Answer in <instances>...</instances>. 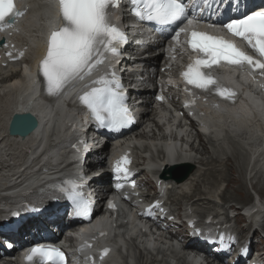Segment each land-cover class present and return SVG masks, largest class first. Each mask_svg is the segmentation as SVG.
Wrapping results in <instances>:
<instances>
[{"label":"snow or ice","instance_id":"obj_1","mask_svg":"<svg viewBox=\"0 0 264 264\" xmlns=\"http://www.w3.org/2000/svg\"><path fill=\"white\" fill-rule=\"evenodd\" d=\"M121 2L122 0H58L63 23L50 33L46 55L40 61V72L49 95H59L71 81L83 79L85 74L103 63L106 52L120 55V48L127 37L113 22L119 20V17L112 16V9L118 8ZM128 3L132 15L141 21L158 25L175 24L187 15L183 0H128ZM22 15L15 6V0H0V31L12 27L15 17ZM225 27L230 33L246 41L260 57H264V12H254L242 19H233ZM184 31V28H180L176 35L179 36ZM188 43L196 56L189 61L181 76L187 85L195 89L215 91L226 99L235 95L208 71L222 61L252 75L257 71L264 75V62L245 54L230 41L192 30ZM93 83L99 86L91 88L79 99L99 126L119 131L134 123L125 103V90L114 71L110 78L102 76ZM185 91L189 89L186 88ZM128 163L130 161L127 157H122L116 164L115 172L127 175L128 169L124 165ZM81 187L75 181H65L61 191L73 202L75 214L86 219L90 215L91 201L79 190ZM109 207L114 205L110 202ZM108 251L105 249L104 254ZM27 259L32 264H65L64 253L53 247H33Z\"/></svg>","mask_w":264,"mask_h":264},{"label":"bare ground","instance_id":"obj_2","mask_svg":"<svg viewBox=\"0 0 264 264\" xmlns=\"http://www.w3.org/2000/svg\"><path fill=\"white\" fill-rule=\"evenodd\" d=\"M35 25H37L39 27L41 26V24H39L37 21L33 24V26H35ZM30 43H32V41ZM37 45H38V47H37L38 52L34 53L32 67H33V65L36 66L37 60L41 57V52L45 50V47L42 44V40L39 41ZM5 65H8V64H5ZM1 70H4V69L0 68V71ZM29 75H30V73H29L28 69H25L24 77L23 78H19V79L16 80L19 83L11 85V84H9L6 81L1 82V83L4 84V85H2V87L6 90V94L10 95V94L13 93L14 90L21 91L23 89V85L22 84H26L25 81L29 77ZM4 89H2V88L0 89V95L5 92ZM0 104L3 105L2 110L6 109V110H10L11 112H14L18 108V107H12L11 103L7 102V100L5 98L0 100ZM2 110L0 109V113L3 112ZM36 110L37 109H35L33 111L34 114H35ZM64 116H66V117L64 118ZM70 116H71L70 114L64 113L63 111H57L56 117H57V120L59 121V123L56 126V130H60L62 128V126H63L61 124V121L63 119L69 120ZM8 117H9V115L7 116V119H8ZM36 118H37V116H36ZM1 136L2 135H0V137ZM39 136L40 135L37 134V133L31 134L26 140L27 142H29L28 145H27V142L18 143V141L16 139H11V138L8 139V138H5V137H3L1 139L0 143H3V144H7L8 143L9 147L12 148V150L14 152L19 146L24 145V144H25L24 150L27 149L28 147L32 150V147H34V142ZM66 140L62 141V143H65ZM229 141H230V143L234 144L232 142V140L229 139ZM56 148L57 147H55L53 145H50L49 149L46 151V153L41 155L40 157L30 156L27 160L23 159V160L20 161V165L16 169H17L18 172L22 171V178H23V181L28 186V189L36 188L44 180L43 177H46L47 175H49V174L40 175V173L42 172V170L44 168L47 169L48 171H51V170L48 169L50 164H47V166H46V163H44V161L45 160H52V157H53L54 161H57V160L61 159L63 161L64 165L66 166V169H65L64 166L62 168H60L59 166H61V165H57V167H56L57 172L62 173L65 176L71 174V172H72V162H71V159L69 157V153H66V151H63L62 153L53 154V152L56 150ZM75 149H76L75 147L74 148H70V149H68V151H71V153H72V152L75 151ZM52 154H53V156H52ZM30 161H32L31 168H26V164L28 162H30ZM216 164L218 165V167L215 166ZM210 165H211L210 169L204 170L203 172L194 173L192 175V177L188 180V182L182 183L177 188L178 189H182L183 187L189 185L190 189L192 190V192L194 194L196 193L198 195L206 196V195H210L211 192L220 183H222V182L231 183L232 182V180L230 178V175H231V173L234 170H233V162L231 161V157L230 156L225 159L224 163L218 157L217 158H213L210 161ZM5 167L6 166L0 168V183H1L0 187H5V186H2L3 182L6 183V186L11 187L13 185L14 181L11 178L8 177L7 171L9 169V167H6V168ZM222 167H224L225 170L219 169V168H222ZM228 167H230V168L228 169ZM235 170H237V172L240 173L239 176H242L244 168H242V169L236 168ZM10 172L11 173H15V172H13V169ZM94 182H93V184H94ZM8 190L13 191V195L8 197V198H6V202L13 203V202L18 201V200L21 199L17 195V193L14 191V189H8ZM239 194H240V191L234 193L235 197H237ZM224 196L226 197L225 193L223 194V197ZM226 198L230 199L228 197H226ZM181 199H187V197H182ZM27 200H31V199H27ZM197 201H201V199H198ZM206 201H207V199H206ZM172 204L174 205L175 208L179 209L180 208V199L174 198V200L172 201ZM18 234L21 235V231L20 230L18 231ZM112 256L116 257V256H118V253H113Z\"/></svg>","mask_w":264,"mask_h":264},{"label":"rangeland","instance_id":"obj_3","mask_svg":"<svg viewBox=\"0 0 264 264\" xmlns=\"http://www.w3.org/2000/svg\"><path fill=\"white\" fill-rule=\"evenodd\" d=\"M230 157H231V161L233 162V170H234L231 174V178L233 179L234 182L230 185L228 189V191H232V192L227 196L228 198H230L227 200V205H233L235 208H243L248 205H251L256 200V195H259V192H262L264 197V181H258L255 182L254 184H248L247 180L244 179V177L242 178V176H239V178H241L239 179L238 175H240V173L237 172V170L235 169L244 168L245 157L241 155L238 152V150L232 152L230 154ZM229 168L230 167H228V169ZM234 188L235 190H232ZM239 191L240 194L237 197H235L234 193Z\"/></svg>","mask_w":264,"mask_h":264},{"label":"water","instance_id":"obj_4","mask_svg":"<svg viewBox=\"0 0 264 264\" xmlns=\"http://www.w3.org/2000/svg\"><path fill=\"white\" fill-rule=\"evenodd\" d=\"M24 117L26 118L27 116H15L10 127V133L16 134V136L20 137L22 140L25 139L27 135L36 127V123L31 116L28 117L27 123H24Z\"/></svg>","mask_w":264,"mask_h":264}]
</instances>
